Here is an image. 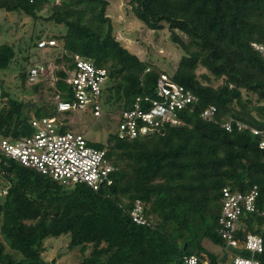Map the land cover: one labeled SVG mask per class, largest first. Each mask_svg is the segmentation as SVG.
Masks as SVG:
<instances>
[{
    "label": "trees",
    "instance_id": "trees-1",
    "mask_svg": "<svg viewBox=\"0 0 264 264\" xmlns=\"http://www.w3.org/2000/svg\"><path fill=\"white\" fill-rule=\"evenodd\" d=\"M129 4L148 28L167 26L171 42L184 51L170 76L196 94L197 101L179 112L180 124L167 123L135 138L113 132L94 145L116 167L112 182L98 189L60 183L12 159L0 163V264H49L44 241L61 235H67L68 249L78 248L77 264H183L186 254L210 262L225 259L218 223L225 186L248 192L257 185L255 210L240 217L237 236L258 234L264 247L261 135L222 126L223 118L231 116L264 133V105L250 106V97L244 96L251 92L264 100V54L253 45H264V0H129ZM107 7L108 0H0V11L27 16V25L63 27L33 29L23 48L0 43V69L17 63L23 92L29 85L31 91L25 93L38 94L47 77L29 81L35 64L28 49L41 48V39H53L50 47L59 52L53 59L58 68L49 89L59 92L61 99L71 98L61 66L73 68L74 54L107 69L102 115L103 105L115 107L120 116L137 96L154 97L156 81L165 71L116 38L119 28ZM19 52L24 62L19 63ZM199 68L206 72L197 73ZM213 80L221 83L214 86ZM0 86L1 136L30 135L31 118L58 113L45 100L37 105L12 96L2 79ZM209 105L217 109L215 120L200 115ZM137 200L143 203L145 224L131 217ZM204 239L218 245L221 254L205 249ZM256 258L264 264V248Z\"/></svg>",
    "mask_w": 264,
    "mask_h": 264
},
{
    "label": "built area",
    "instance_id": "built-area-1",
    "mask_svg": "<svg viewBox=\"0 0 264 264\" xmlns=\"http://www.w3.org/2000/svg\"><path fill=\"white\" fill-rule=\"evenodd\" d=\"M117 38V36H116ZM121 35L118 34V38ZM55 44L53 39H41L39 47L45 48ZM254 49L264 54V45L254 43ZM73 68L65 69V83L70 87V100L61 99L55 93V108L58 113L90 108L96 117L102 115V91L107 81V69L96 67L91 61L73 55ZM58 66L54 62L38 63L29 70V81L45 76L54 86ZM148 70V69H147ZM2 88L0 86V102ZM197 96L190 89L175 82L170 74L163 72L155 85V96H137L131 105L122 110L118 121V135L124 138H135L139 135L163 126L164 124H180L179 112ZM216 107L209 105L201 111V117L215 120ZM30 124L34 128L32 134L13 138L0 135V163L12 159L36 171L48 175L63 184L82 183L93 189L112 182V173L116 167L109 162L105 151L94 146L82 132L63 130L64 123L56 115L33 117ZM222 126L231 131L249 129L261 135L259 147L264 150L263 131L231 116L224 117ZM221 212L218 218L219 234L225 242V259L210 262L197 254L183 255V264H261L256 254L263 251L262 237L255 233H247L244 238L237 236V224L240 217L255 210L258 187L253 185L248 192L232 190L225 186L221 190ZM131 217L138 224H145L143 203L135 202ZM235 250L249 251L246 256Z\"/></svg>",
    "mask_w": 264,
    "mask_h": 264
},
{
    "label": "rangeland",
    "instance_id": "rangeland-1",
    "mask_svg": "<svg viewBox=\"0 0 264 264\" xmlns=\"http://www.w3.org/2000/svg\"><path fill=\"white\" fill-rule=\"evenodd\" d=\"M57 1V0H56ZM107 14L112 18L114 24L119 29L116 32L121 35L119 40L132 52L136 53L141 59L148 60L156 64L163 71L171 74L175 69L180 57L184 54L182 48L177 47L169 39V30L167 26L163 29L152 30L140 21L131 10L129 0H108ZM27 16H21L10 12L0 11V43L7 42L17 47L23 48L24 43L28 41L30 33L35 30L43 29L44 31H55L63 29L62 25L56 26L50 23H38L35 27L27 25L29 23ZM31 23V22H30ZM180 33V32H179ZM186 39V36L180 33ZM28 52L31 54L30 61L33 64L53 62L55 56L59 53L53 47L37 48L30 47ZM22 53L19 52L17 57L20 62ZM19 71L18 64L13 62L8 68L0 69V79L4 81V87L12 94V96L24 100H32L40 105L42 100L47 101L50 106L55 105V94L49 89L54 87L48 78L40 83L38 94H28L31 86L26 85V90L19 85L17 73ZM206 72L204 68H199L197 73ZM221 80H213L212 85L216 86ZM244 96H249L252 105H264V100H259L254 93L244 92ZM30 106H33L32 104ZM115 107L103 105V115L95 117L92 115L90 108L77 111L61 112L55 114L59 121L67 125L66 130L73 132H82L89 141L96 145L103 143L109 133L118 131L119 114L114 111ZM109 110V114L106 111ZM67 235L59 237H49L45 239L43 252L44 257L49 264H77L80 252L78 248L72 250L67 248ZM205 249L221 254L222 250L218 245L212 243L209 239L203 240ZM53 261V263H51Z\"/></svg>",
    "mask_w": 264,
    "mask_h": 264
},
{
    "label": "water",
    "instance_id": "water-1",
    "mask_svg": "<svg viewBox=\"0 0 264 264\" xmlns=\"http://www.w3.org/2000/svg\"><path fill=\"white\" fill-rule=\"evenodd\" d=\"M30 105H31V104H30ZM56 215H57V213H56ZM186 247H187V243H184L183 250H185Z\"/></svg>",
    "mask_w": 264,
    "mask_h": 264
}]
</instances>
